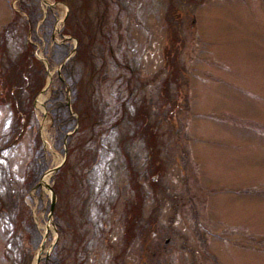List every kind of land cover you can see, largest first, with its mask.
<instances>
[{"label": "rangeland", "instance_id": "obj_1", "mask_svg": "<svg viewBox=\"0 0 264 264\" xmlns=\"http://www.w3.org/2000/svg\"><path fill=\"white\" fill-rule=\"evenodd\" d=\"M106 1L105 27L109 35L108 44H104L112 54L104 52L101 59L94 60L99 72L98 79L93 80L92 95L103 110L100 127L107 129L122 117L120 124L124 130L127 126L129 131H137L135 136L142 132L146 146L153 148L150 170L145 176L148 198H155L158 185H165L182 200L194 198V215L198 220L203 216L209 218L202 224L205 228L216 227L218 222L213 219L224 215L226 225L253 231L258 236L253 240L258 251L252 254L239 244H229L228 259L235 264H264V0ZM34 2L37 8L33 17H38L30 27L27 13L18 8L19 0H11L9 4L0 0L3 61L14 60L23 48L20 41L26 38L32 44L33 58L44 70L43 86L33 98L32 116L23 131L18 116L12 117L8 102L0 103V198L5 206L0 209V264H27L28 260V264H56L60 257L61 264H91L86 260L91 258L94 252L91 248L95 247L93 239H89L93 222L97 220L98 237L113 221L108 212L123 210L127 205L128 176L122 164L128 168L125 154H129L130 138L127 141L121 138V146L119 137L123 131L116 126L99 140L102 148L97 157V153L82 157L78 169L76 152H71L67 164L76 173L66 169V137L76 129L77 122L60 140L48 99L59 86L58 78L63 79V65L73 58L77 42L61 32L67 14L64 3L44 0L45 7L39 0ZM167 2L171 10L167 9ZM12 9L21 16L19 26L23 20L26 22L23 34L18 28L14 32L8 23ZM46 16L49 20L44 21ZM172 31L174 37L170 36ZM55 45L68 49L60 61H52L51 50ZM157 67L159 75L153 83L162 82L160 93L153 91V84L147 87L151 91H146L143 79L150 78ZM168 74L170 80H176L166 85L164 79ZM145 92L158 97L142 95L143 99L141 94ZM41 94L44 96L39 106L37 98ZM71 96L66 84L64 104L70 116L77 119L71 108ZM143 109L148 114L147 128L153 127L154 143L148 137L150 131L139 126ZM168 137L182 148L183 160L175 161L176 169L164 164L154 167L159 159L158 146L163 142L168 147ZM10 142L11 145L2 148ZM69 144L74 149L79 142L72 138ZM116 144L123 150L119 152ZM103 152L106 166L98 160ZM32 160L42 166L39 171ZM56 165L53 171H48ZM131 169L135 176L137 168ZM62 170L63 177L66 174L63 184L58 177ZM102 171L110 180L104 189L100 183ZM26 172L32 186L24 191L21 184ZM157 173L153 182L151 175ZM44 177L46 183H42ZM131 184L134 185L133 180ZM64 185L70 196L60 204L57 198ZM50 191L55 198L48 218ZM160 198L166 200L163 193ZM18 209L21 213L15 217ZM87 227L89 230L84 233ZM228 231L231 235L227 233L226 237L236 240L235 231ZM207 254L225 258L224 253L209 245L199 256L204 259Z\"/></svg>", "mask_w": 264, "mask_h": 264}, {"label": "flooded vegetation", "instance_id": "obj_2", "mask_svg": "<svg viewBox=\"0 0 264 264\" xmlns=\"http://www.w3.org/2000/svg\"><path fill=\"white\" fill-rule=\"evenodd\" d=\"M159 68L157 67L153 71L154 74L152 73L150 78L143 79L144 82L142 83L146 91H151V89L147 90V87L153 84V91L160 93L162 82L153 83L155 79H158ZM173 84L177 86V83ZM155 93L151 96L147 92L142 93L141 98L154 96L156 99L158 96ZM184 96L185 100L186 91ZM134 133L136 134L137 131ZM134 133L129 132L127 138H130L128 141V145H130L129 154L127 152L125 154L129 163L128 168L122 164L128 176L125 182V190L128 193L125 201L127 205L123 210L116 209L108 212L113 221L108 230L98 237L95 235L98 229L97 220L93 222L89 239H93L95 247H89L94 252L91 258L86 261L91 262V264H102V261L106 264H235L234 261L228 259L229 244H239L244 249H250L252 254L258 251L257 244L254 245L253 242L258 237L257 234L253 231L249 233L239 226L226 225L228 223L227 220H224V215L213 219L218 222L216 227L207 229L202 226L203 222L209 218L203 216L199 220L197 219V216L194 215L196 211L193 209L194 198L191 196L187 200H182L180 196H175L169 192L165 185H158L157 189L159 190H157L156 197L148 198V181L145 176H147V170L149 171L150 149L143 141L142 132L138 136H135ZM169 139L171 138H167L168 147H164L163 142L159 144L157 149L159 159L157 157L158 160L154 162V167L164 164L170 169L171 167L176 169L175 161L182 162L185 153L182 148L176 146V143H172ZM118 149L120 152L121 148L118 147ZM118 149L116 148L115 151ZM123 154L120 155L121 159ZM134 167L138 171L135 176L131 169ZM130 176L134 178L132 179L134 185L131 184ZM108 181L102 180L100 182L103 184L102 189L107 188ZM95 188L100 190L98 187ZM161 193L164 194L165 201H161ZM114 199L115 197L113 199L108 198L110 201ZM88 230L87 227L84 233H87ZM228 230L235 231L233 239L236 240L230 241L226 237L227 233L231 235ZM211 238L217 241L212 243ZM249 239L252 242H249ZM206 245H209L216 252L224 253L225 258L216 259L215 256L213 258L207 254L202 259L199 255L204 251Z\"/></svg>", "mask_w": 264, "mask_h": 264}, {"label": "trees", "instance_id": "obj_3", "mask_svg": "<svg viewBox=\"0 0 264 264\" xmlns=\"http://www.w3.org/2000/svg\"><path fill=\"white\" fill-rule=\"evenodd\" d=\"M10 1L11 0H7L8 4L10 3ZM57 1H60L67 6V14L61 32L63 34L74 37L77 43L73 58L71 59V61L63 65V79L58 78L60 81L59 86L51 92L48 100L50 104L49 112L52 113V123L54 125V130L56 134L58 133L60 140H62V138L65 136V132L67 130L73 129V123L77 122L76 129L69 136L66 137V158L64 163L66 169L68 171H71L72 167L67 164V158L71 155V152H76L74 156L76 157L77 167L78 169H80V166L82 164L81 158L87 157L90 153H97V157L99 148L102 147V143L99 140H101L103 136L109 135V133L111 132V125L107 129H103L100 127V115L103 110L102 108L98 107L97 102L95 99L92 98V95L94 91L93 80L98 79L99 72L98 68H95L94 60L97 57L101 59L104 52H108V54L112 53L110 48H108V46L104 44V42L108 44L107 40L109 35V32L106 31L105 27V18L108 6L106 0ZM36 5L37 3H35L34 0H28L27 2L25 0H19L18 3V8L24 10L28 15L30 20V27L35 24L36 18L38 17H33V15H36ZM170 6L171 5L167 2V9L171 10ZM20 19L21 16L16 11H14V9H12V17L8 23L14 32L15 30L17 31L18 28L19 32L23 34L26 31L27 25L25 20H23L19 26L18 21ZM47 20L49 19H47L46 16L44 18V21ZM168 27L171 28V26ZM170 34V36L173 35L174 37L173 31ZM3 35L4 34L2 27L0 31V36ZM1 44L2 42L0 41V103L8 102L9 107L12 111V116L14 118L15 116H18L20 128L22 126L21 130L23 131V129L27 126V119L32 116L33 98L37 95L39 89L43 86L44 83L43 66L38 60L33 58V55L31 54L33 48L32 44L29 45L30 43H27L26 38H23L20 41V46L23 48L17 53V56L14 60H7V58H5V60L3 61L1 55ZM67 50L68 49L65 45H55L51 50L52 61H60ZM165 51L167 52V50ZM19 59L20 61H18ZM169 73L172 74L171 72ZM169 77L170 75L168 74V76L164 79L166 81L165 84L175 82V78H172V80H170ZM66 84L69 86L72 92L71 108L75 115H77V119L70 116L64 104L65 101L63 100V91L66 88ZM9 87L13 88V91L9 92ZM83 106L85 107L84 110ZM143 110L144 111L142 112V116L144 117L142 118V121L139 126H142L143 129L150 131L152 135L147 132L148 137H150V139H152L154 143L155 141L152 133L153 127L152 129L147 128L148 123L145 121V119L148 114L145 109ZM17 111H20L19 115L16 114ZM54 111L55 113H53ZM118 123L119 121L117 122V124ZM12 127L10 129L11 131ZM117 128L119 129V131H123V134L119 137V143L122 146L121 138L127 141V138L129 137L128 133L132 131H129L127 126H125L124 130L123 125L120 123L118 124ZM84 130H86L87 132H83ZM78 132L80 133V135ZM72 138H74L75 140L77 139V141L79 142L77 146L73 147L74 149H72L69 144V140H71ZM36 142L39 143L37 136ZM86 144H89V146H87L86 148H82L86 146ZM9 145H11V142L5 143L2 148H6ZM149 149V155L151 156L153 148ZM33 163L36 167V171H39L42 166L38 162L35 163L33 161ZM30 170L32 171L33 176V166L30 168ZM71 172L76 173L75 170H72ZM62 174L63 170L60 174H58L61 184H63L66 179V174L64 177ZM31 183L32 180L29 181L28 172H26L25 179L21 184L22 186H24L23 190L25 191L28 187L32 186ZM10 195L7 197L11 199ZM69 196V189L64 185L62 189V194H60L57 198L59 200L58 202L60 204H64L66 200L68 201ZM3 207H5L4 202L0 198V209ZM20 210L18 209L15 212V217H19L21 213ZM55 213L56 211L54 212V214ZM59 259L60 260L56 262V264H61V262H63L61 257Z\"/></svg>", "mask_w": 264, "mask_h": 264}, {"label": "water", "instance_id": "obj_4", "mask_svg": "<svg viewBox=\"0 0 264 264\" xmlns=\"http://www.w3.org/2000/svg\"><path fill=\"white\" fill-rule=\"evenodd\" d=\"M39 2L42 3V4H44L45 7H47V3L44 2V0H39ZM65 14H66V8H65ZM65 38H69V37H65ZM64 60L61 61L60 65L64 62ZM67 105H68V101H67ZM57 166L58 165L53 166L48 171H53ZM54 198H55L54 194L50 191V205H49V208H48V218L50 217V214H51V211H52V207H53V203H54Z\"/></svg>", "mask_w": 264, "mask_h": 264}, {"label": "bare ground", "instance_id": "obj_5", "mask_svg": "<svg viewBox=\"0 0 264 264\" xmlns=\"http://www.w3.org/2000/svg\"><path fill=\"white\" fill-rule=\"evenodd\" d=\"M44 96V95H43ZM43 96H42V94L41 95H39L38 96V98H37V104L40 106V103H41V101L43 100ZM46 98V97H45ZM38 106V107H39ZM49 177V176H48ZM47 182V178L46 177H44V179H43V181H42V183H46Z\"/></svg>", "mask_w": 264, "mask_h": 264}]
</instances>
